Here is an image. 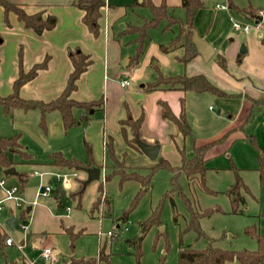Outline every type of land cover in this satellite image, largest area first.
Instances as JSON below:
<instances>
[{
    "label": "crops",
    "instance_id": "0c3cea01",
    "mask_svg": "<svg viewBox=\"0 0 264 264\" xmlns=\"http://www.w3.org/2000/svg\"><path fill=\"white\" fill-rule=\"evenodd\" d=\"M10 1L19 4L28 14L41 11L43 18L53 16L55 26L50 30L45 29L35 36L29 29L24 28L13 13H9L7 16L8 28H4V25L1 26L4 21V10L0 6V96H6L12 92L13 81L18 75L19 55H21L24 71L29 70L34 63L42 61L46 56L48 62L46 68L39 70L35 78L20 88V97L44 102L58 97L66 85L68 74L72 70L69 54L71 51L80 50L89 56L90 64L76 80V89L70 93V98L83 102L102 101L101 107L89 113V122L83 128L91 126V120H99L104 145L108 146L110 140L113 146V158L118 161L123 159L128 166H148L152 162L155 163L159 156L168 162L172 158L174 162H178L173 164L179 166L181 163L179 149H183L185 155L191 158L194 155V145L198 147L210 143L229 131L230 133L223 143L211 147L206 152L205 158L207 160V155L211 150L217 147L223 149L227 147L228 142L235 135L244 136L246 134L243 130V124L252 114L251 98L263 97L264 100V49L262 46V44L264 45L262 42L264 35L258 31L255 32V36H250V28L248 31L237 30L241 32V35H237L236 42L234 38H229L231 43L227 46L226 41L222 39L224 35H215L217 30L220 34L228 32L227 26H219L218 23L221 19L217 20L215 16H211L206 21L200 20L199 9L194 17L193 25L198 35L214 48V54L208 61H204L199 54L186 63L180 61L179 57L184 53V47L181 46L183 36L175 44H172V42L179 35L181 27L174 37L169 40L168 37L163 38L164 33L172 25L168 28L165 25L159 31L161 38L158 40H152L148 35L142 44L140 54L137 58H134L137 46L135 42L136 34L132 33L135 34V37L132 38L125 37V35L130 33L128 31L129 27L140 25L129 21H121V17L127 14L128 9L140 6L134 5L133 1L129 6H120L117 9L113 5L106 4L99 19V33L97 36L92 35L82 22L83 11L74 5L76 0ZM161 1L152 0L156 5L160 4ZM164 1L171 8V10L169 9L170 13L173 11V7H181V0ZM220 9L224 10L226 8ZM253 18L256 21L257 17ZM144 19L145 21L149 20L146 16H144ZM118 23H121V26ZM230 24L232 25L231 20ZM256 24H258L257 28L261 30L262 20ZM242 35H246L244 42L240 40ZM162 45L167 48L166 51L161 49L160 46ZM241 46L245 48L244 53L240 51ZM254 48H257L260 52L255 56V59L250 53ZM217 56L225 58V68L219 65ZM246 64L248 65V69L246 68L248 74L252 72L251 76L236 72V69H241ZM158 73L163 75L186 74L188 76L203 74L230 96L219 97L207 92L197 94L178 89H146L147 85L155 80ZM122 80H127L128 84L121 86L120 82ZM160 102L166 103L174 116H178L182 107L184 108L191 135L182 136L176 125L162 116ZM263 104L264 102L261 105ZM12 112L5 114L0 106L1 134H4L2 131L4 130L3 125L6 127L8 123L2 122L3 116L11 115ZM52 112L47 113L50 115ZM97 112L99 114L95 118ZM73 113L78 116L81 110L74 109ZM128 116L132 119L141 117L140 132L142 140L145 143L159 145V151L155 159H150L141 149L138 150L126 143L120 121ZM76 126L79 127L80 125ZM126 135L128 138L131 137V131L128 127H126ZM106 149L108 152V147ZM55 151L60 152V150H54L51 153ZM113 158L111 157L112 162H110L114 165ZM50 164L56 166L52 163V159ZM18 173L13 175L18 178ZM55 174L58 173L50 172L51 177ZM34 175L41 177L44 174L43 172H34ZM69 178L68 187L70 186L71 176ZM6 182L9 186L18 187L19 196L23 200L20 205H17L14 200L4 201V203L9 202L10 211H13L14 207L18 208L19 212L12 216L17 217L16 221L22 220L27 225L26 229L22 230L24 234L22 239L16 241L22 247L24 240L29 241L30 239L34 247L48 248L45 245L42 246L43 238L41 237L44 234H49L52 230L62 231L66 234L68 232H84L82 225L85 226L86 222L72 219L67 214L57 213L54 209H50L51 203L46 201L43 204L38 200L39 197H49V194L41 196L37 195V192L47 184L53 185L51 178L47 181L48 183L43 182V187L39 185L33 196L25 192L24 186L27 179L23 185ZM2 195L3 192L0 190V196ZM57 200L60 202L61 198L58 196ZM78 205L80 206V201ZM67 208L66 211L69 212L70 208ZM90 212L92 214L99 212V210L92 207ZM8 218L10 217H7L3 222L0 220V241L2 240L4 245H6L4 238L10 236L6 231L9 227L5 223ZM87 223L93 222L88 221ZM74 224L79 225V227ZM160 229L162 230V227ZM119 232L115 234L118 235ZM116 238H112V240ZM128 247L129 252L135 255L134 246L128 243ZM101 249L107 255V259H98V253ZM56 251L57 249H54V252ZM41 254L43 256V250ZM110 256L111 253L106 251L104 246H99L97 255L94 257H81L80 259H83V261L79 262L75 261L79 259L76 258L70 264H117L111 260ZM88 259L91 260L87 261ZM145 263L140 261V264ZM120 264H137V261L135 259L134 262L126 261Z\"/></svg>",
    "mask_w": 264,
    "mask_h": 264
},
{
    "label": "rangeland",
    "instance_id": "374dc122",
    "mask_svg": "<svg viewBox=\"0 0 264 264\" xmlns=\"http://www.w3.org/2000/svg\"><path fill=\"white\" fill-rule=\"evenodd\" d=\"M104 1L117 9L120 6L131 5L133 0ZM229 1L240 9L248 6L257 10L264 8V0H202L200 20H209L211 16L217 17V20L221 19L218 25L227 26L229 31L220 34L217 30L215 35H224L222 39L226 41L227 46L231 43L229 38H234L236 42L237 35H241L240 31L232 27L230 20L247 24L251 30L250 36H255L256 31L264 35V25L259 30L254 18L246 17L242 12L228 8ZM217 5H225L227 8L221 10L217 8ZM172 9L171 13L168 10L170 17L161 21L158 27L156 26L157 28L148 31L152 40L161 38L159 31L165 25L169 27L171 18H179L181 21L172 24L171 28L164 33L163 38L168 37L169 40L178 34L182 26L181 22H184L185 10L182 7ZM144 16L150 19L152 17L150 10L136 6L128 9L127 14L121 17V21L141 25L145 21ZM7 24V21H3L1 26L8 28ZM118 24L121 26V23ZM30 32L37 36V33L32 30ZM135 34L129 33L125 37L132 38ZM245 36L242 35L240 38L242 42L245 41ZM262 46L264 49L263 44ZM257 48L250 52L254 59L258 53L260 54ZM246 68L248 69L247 64L241 69H236V72L250 75L252 72L248 74ZM11 111H13L11 115L3 116L2 122L8 123L6 127L3 125L4 134L0 133V136L19 135L23 150L32 156L30 160H27L22 159L18 153H10L11 159L15 162L16 171L25 173L26 194L33 196L39 185L44 186V183L51 178L53 185L49 197H39L38 200L43 204L46 201L51 203L50 209H54L57 213L67 214L72 219L86 223L85 226L82 225L84 232L78 233L73 239L69 234L58 230L44 234L41 237L43 238L42 246L45 245L51 250L48 259L41 254L43 248L34 247L30 239L29 241L24 240L21 250L15 245H4L1 240L0 264H70L76 258L94 257L97 255L99 246H104L105 250L111 253L110 257L114 263L134 262L135 255L129 252L128 239L140 235L143 236L140 242L141 262L160 264V258L164 256L162 264H177L180 244L183 247L197 249L204 248L211 243L213 246L229 250H255L257 242L244 232L245 227L255 225L258 232L264 235V179L260 180L259 171L261 166L264 168V155H260V151L264 152V104L253 107L251 116L243 124V130L246 133L244 136L248 138L252 136L257 147L248 139L243 138L244 136L235 135L228 142L227 147L223 149L217 147L207 155L204 182L205 186L213 192L204 189L205 186H202L198 175L187 177L183 172L175 173L165 168H158L150 177L149 188L129 210L133 198L143 187L139 181L121 180L119 174L113 173L114 165L111 164V156L106 149L108 146L103 143L99 120H91L92 125L85 128L81 125L79 127L74 125L65 129L58 111H53L50 115L45 114L43 123H41L38 108ZM98 114L99 112L95 114V118ZM54 150H60L65 157H74L83 165L89 164V166L78 169H61L53 166L50 164V153ZM156 162L157 159L155 163L152 162L148 166H128L125 162L124 164L126 172L136 171L140 175H146L148 168ZM169 163L172 166H178L173 164L178 162H174L172 158L169 159ZM92 166L100 168L99 179L85 184L88 177L86 169ZM0 169L3 171L2 168ZM236 171L249 191L240 190L243 201L237 205V212H234L233 203L227 192L235 181ZM34 172H43L44 175L40 177L34 175ZM50 172L70 175V186L67 189L63 188L55 176H50ZM3 176L9 183L20 185L16 175L3 174ZM59 189L66 192L60 202L57 200ZM98 197H100L97 201L99 212L91 214L90 210ZM8 204L9 202H5L4 208L0 210L2 222L19 212L17 207L10 211ZM158 205L160 207L159 226L154 225L144 234L141 233L140 221L147 218ZM67 207L70 208L69 212L66 211ZM205 209L211 212L197 219L196 223L203 233L197 236L196 230L192 227L188 228V224L192 220L193 212L201 213ZM125 210H128L127 220H118ZM88 221L93 223H87ZM21 224L23 221L18 220L13 230H6L15 242L20 241L24 235ZM75 226L79 227V225ZM108 232H119L120 234L112 240L107 235ZM54 249L57 251L54 252ZM227 264L238 263L234 260ZM259 264H264V259Z\"/></svg>",
    "mask_w": 264,
    "mask_h": 264
},
{
    "label": "trees",
    "instance_id": "16d2710c",
    "mask_svg": "<svg viewBox=\"0 0 264 264\" xmlns=\"http://www.w3.org/2000/svg\"><path fill=\"white\" fill-rule=\"evenodd\" d=\"M134 5H140L146 7L150 10L152 17L145 21L140 26H131L128 28L130 33H136L135 42L136 53L134 58H137L141 52L142 44L144 40L148 37V31L152 28L158 26V24L170 17L168 15L169 6L165 3L164 0L160 4L156 5L152 0H133ZM74 5L80 8L83 11L82 22L87 27L88 31L92 35L97 36L99 33V19L102 15V9L105 7L106 3L104 0H76ZM0 6L4 10V21H7V16L9 13H13L18 21L22 23L24 28L32 30L36 33H41L43 30H50L55 26V18L53 16H47L46 18L42 17V12H36L28 14L24 9L17 3H14L10 0H0ZM203 6L202 0H181V7L185 10L184 22L182 23L179 35L173 40L172 44L178 42L179 38L183 36V41L181 46L184 47V53L179 57L180 61L186 63L193 59L198 53L192 42L191 29L194 28L193 20L197 11ZM228 8H232L235 11L242 12L246 17H257L259 12L262 16V24L264 25V8L257 10L252 6L247 8L240 9L235 6L232 2H228ZM180 22L179 18H171L169 26ZM168 28V26H166ZM262 42L264 43V37H262ZM162 50H167L165 46H160ZM70 62L72 65V70L68 74L66 85L61 92V94L47 102L37 99H25L20 97V88L37 76L39 70L46 68L48 57L46 56L42 61L34 63L29 70L24 71L21 62V55H19L18 60V75L14 79L12 84V92L6 96H0V106L3 108L5 114H9L12 109H23L28 110L32 108H38L41 114V123L44 122L45 114L49 111H58L61 115V119L65 129H68L74 125L85 126L90 119L89 113L101 107V100H94L89 102L77 101L70 98V93L76 89V80L80 75L87 69L90 64L89 56L84 54L80 50L71 51L69 54ZM219 65L222 68L226 66V60L223 56H217ZM165 89L173 90L178 89L182 91H190L193 93H212L219 97H228L230 96L216 85H214L205 75H186V74H176V75H163L158 73L155 80L147 85L146 89ZM252 108L261 105L264 100L263 97L257 99H252ZM161 105V114L164 118L171 120L177 127L178 131L182 136L186 137L191 135L190 125L182 107L181 112L178 116H174L168 105L166 103L160 102ZM74 109H80L81 113L78 116H75L73 113ZM142 123V118L132 119L130 116L120 121L122 133L124 134L125 141L128 145L140 150L137 141L144 142L141 138L140 127ZM126 127L131 131V137L128 138L126 135ZM229 131L223 136L215 139L214 141L201 145L195 146L194 155L191 158H188L183 149H179V154L181 157V163L179 166H172L167 160L162 157L157 158L156 164L148 168V173L146 175H140L136 171L126 172L125 164L123 159L120 161L114 159L113 146L112 142H108V153L114 159V170L113 173L120 175L121 180H136L139 181L143 188H141L135 197L133 198L130 207L135 206L138 199L141 195L149 188L150 177L154 171L158 168H165L171 170L175 173L183 172L187 177H193L198 175L202 186H205L204 175L207 170L206 167V152L213 146L223 143V141L228 137ZM245 139H248L255 147H257L254 138L247 136ZM10 153H18L22 159L30 160L32 156L23 150L21 143L19 142V135L13 136H0V168L5 169L11 166H14L15 162L11 159ZM260 155H264V152L260 151ZM50 158L52 163L58 167H66L69 169L88 167L89 164L83 165V163L75 158H68L61 154L59 151L50 153ZM236 169V168H235ZM260 180L264 179V168L260 167ZM235 181L233 185L228 190V196L230 197L233 203V211L237 212V205L243 201V196L240 193V190L248 192V187L243 183L241 177L238 175L237 171L235 173ZM109 176V175H108ZM107 176V178H108ZM19 183L23 185L26 181L24 173H18ZM106 178V179H107ZM205 190L211 191L206 186ZM102 190V188H100ZM168 193V192H167ZM166 193V194H167ZM165 194V195H166ZM101 197V196H100ZM98 197L94 202L93 208L98 206ZM159 205L151 212V214L145 218L143 221H140L141 233L147 232L152 226L160 224L159 219ZM128 210H125L118 218V220H127ZM211 210L205 209L201 213H192V220L188 224V228L192 227L196 230L197 236L202 235L203 233L199 229L198 224L196 223L197 219L204 215L209 214ZM244 232L247 235L253 237L257 242V248L255 250H229L223 249L220 247L213 246L209 243L206 247L197 249L193 247H183L181 244L177 252V264H227L230 261H236L238 264H259L264 259V235L260 234L255 225L246 226ZM70 238L73 239L78 233H70ZM118 235L113 236L116 238ZM142 235L138 237H133L128 239V243L131 246L135 247V259L137 264H140V258L142 251L140 249V242ZM98 259H107V255L103 253V250H99ZM164 256L160 258V264L163 263ZM88 259L87 261H90ZM76 262L83 261V259L75 260Z\"/></svg>",
    "mask_w": 264,
    "mask_h": 264
},
{
    "label": "water",
    "instance_id": "95a60500",
    "mask_svg": "<svg viewBox=\"0 0 264 264\" xmlns=\"http://www.w3.org/2000/svg\"><path fill=\"white\" fill-rule=\"evenodd\" d=\"M262 20V16L258 15L256 18V23H258L259 21ZM192 31V42L196 48L197 53L201 56V58L204 61H208L212 55L214 54V48L213 46L208 43L206 40L202 39L199 35L198 32L193 28L191 29ZM240 51L242 53H244L245 48L244 46H241ZM217 112H219L217 110ZM137 144L139 145L141 151L148 156L150 159H155L157 157L158 151H159V145L158 144H149V143H145V142H141V141H137ZM87 174L88 177L85 181V184L92 181V180H97L99 179L100 176V168L97 166H92L90 168H87ZM18 172L16 171V169L11 166L8 168L3 169V174L5 175H13V174H17ZM59 198H62L64 196L65 190L63 189H59ZM17 220V217L15 216H11L10 218H8L5 223L6 225L9 227V229H13L14 228V222Z\"/></svg>",
    "mask_w": 264,
    "mask_h": 264
},
{
    "label": "built area",
    "instance_id": "2783aa9c",
    "mask_svg": "<svg viewBox=\"0 0 264 264\" xmlns=\"http://www.w3.org/2000/svg\"><path fill=\"white\" fill-rule=\"evenodd\" d=\"M217 7L220 8H227L225 5H217ZM232 26L236 30H244L248 31L249 26L247 24H243L237 20H233ZM121 86H125L128 84L127 80H122L120 82ZM56 180L59 181L63 188L68 187L70 176H67L65 174H55ZM0 190L3 192V195L0 196V209L3 208V203L6 200H14L17 205H20L22 203V198L19 196V189L17 186H9L7 185V182L2 174V170L0 169ZM52 190V185H45L41 190L37 192V195L46 196L50 193ZM68 209V208H67ZM21 228L26 229L27 225L25 223L20 225ZM108 236L113 237L116 236L113 232H108ZM4 243L6 245H16L19 249L22 248L21 244H18L14 241V239L11 236H6L4 238ZM51 254V250L49 248L43 249V256L44 258L48 259Z\"/></svg>",
    "mask_w": 264,
    "mask_h": 264
}]
</instances>
